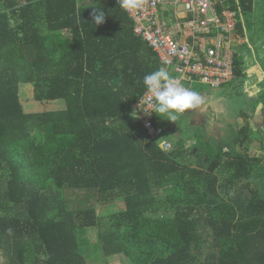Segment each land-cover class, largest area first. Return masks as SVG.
Instances as JSON below:
<instances>
[{"label":"trees","instance_id":"trees-1","mask_svg":"<svg viewBox=\"0 0 264 264\" xmlns=\"http://www.w3.org/2000/svg\"><path fill=\"white\" fill-rule=\"evenodd\" d=\"M224 8L236 12L239 34H252L261 19L264 36L255 0ZM94 10L104 11L102 25ZM255 46L234 55V78L221 90L249 84V69L264 61V46ZM160 68L119 0H0V264H88L94 228L108 262L264 264V159L246 146L253 117L264 115V84L229 138L214 144L200 128L186 137L180 124L176 140L175 121L154 114L163 131L152 136L132 116L147 92L143 77ZM22 84L34 86L36 101L67 108L27 113ZM67 191L102 211L119 209L71 208Z\"/></svg>","mask_w":264,"mask_h":264},{"label":"built area","instance_id":"built-area-1","mask_svg":"<svg viewBox=\"0 0 264 264\" xmlns=\"http://www.w3.org/2000/svg\"><path fill=\"white\" fill-rule=\"evenodd\" d=\"M125 12L134 23L135 35L184 87L192 90L198 83L219 89L233 80L236 13L220 12L217 0H145L142 9ZM152 103L147 91L134 111L148 133L158 136L163 130L153 124ZM163 145L170 150L169 143Z\"/></svg>","mask_w":264,"mask_h":264},{"label":"rangeland","instance_id":"rangeland-1","mask_svg":"<svg viewBox=\"0 0 264 264\" xmlns=\"http://www.w3.org/2000/svg\"><path fill=\"white\" fill-rule=\"evenodd\" d=\"M263 34L258 35V38L255 37L254 32L250 34V42L252 44H257V42H263ZM239 47L242 46V42L238 43ZM252 59V58H251ZM253 62H255L252 59ZM256 66H253L250 70V77L245 85V89L241 86L238 91H234L231 88L228 89H212L208 86H198L197 89L201 91L202 103L201 105L193 110H189L187 113L179 116V118L174 122L177 126V130L179 132L174 134V139L178 140L181 135L180 132V124L186 133L187 136H192L195 134L197 129H202L205 133L212 138V142L216 144L217 142H222L226 138L230 137V125H233L235 122L241 125H246L245 118L241 117L238 114V111H247L249 115H252L251 111V102L252 95L255 93L254 88L264 83V61H258ZM194 85H198V83H193ZM257 88V87H256ZM228 91V94L226 92ZM234 91V92H233ZM233 92V93H232ZM232 93V95L230 94ZM34 86L32 84H28L21 88V101L25 107V111L27 113H41V112H49V111H58L61 109L64 100H58L57 102H38L34 98ZM228 95V96H227ZM252 125L254 127L255 132L251 137V141L246 146L249 149V153L251 156L260 157L264 159V115L258 110L257 114L253 117ZM166 142H170L173 146V141L170 138L165 139ZM195 141L191 138L188 139L187 146L188 148L194 145ZM170 151V150H169ZM195 152V151H194ZM197 154V153H195ZM193 155L190 158L197 167L203 168V162L200 161L196 155ZM66 199L68 200L71 208L83 207L84 203L89 205H93L97 208V211L100 215L108 214L109 212H115L119 209V207H112L110 210H100L98 206H96L93 202H86L84 198V194L80 191H67ZM119 206V205H117ZM100 229L94 228L89 230L86 235L89 246L85 247V256L88 264H128L125 259H119L114 257V260L107 261L106 255L103 253V249L101 248V242L98 237ZM5 257L2 255L0 251V262H4Z\"/></svg>","mask_w":264,"mask_h":264},{"label":"clouds","instance_id":"clouds-1","mask_svg":"<svg viewBox=\"0 0 264 264\" xmlns=\"http://www.w3.org/2000/svg\"><path fill=\"white\" fill-rule=\"evenodd\" d=\"M144 2L145 0H119L121 8L128 12L142 9ZM92 19L96 26L102 25L105 22L104 11L94 10ZM143 85L153 98L149 111L159 114L157 116L160 118L164 117L163 120L174 122L179 116L198 108L202 103V98L197 92L184 87L165 68L145 75ZM132 115L136 118L135 112Z\"/></svg>","mask_w":264,"mask_h":264},{"label":"crops","instance_id":"crops-1","mask_svg":"<svg viewBox=\"0 0 264 264\" xmlns=\"http://www.w3.org/2000/svg\"><path fill=\"white\" fill-rule=\"evenodd\" d=\"M227 0H217V4H218V6H221V7H223V10L221 11V12H224V11H227L228 9H226V8H224V5H225V2H226ZM94 2V0H78V4L81 6V5H83V4H87V3H93ZM255 9H256V11H257V13H264V0H255ZM228 11H232V10H228ZM234 12V11H233ZM236 13V12H235ZM259 20H261V19H259ZM259 20H256V21H254V24H255V31H254V35H255V37H257L258 38V35H259V29H258V27H259V24H257V23H259ZM133 22V21H132ZM134 24V23H133ZM236 25H237V21H236ZM248 32V31H247ZM249 37H250V35L248 34V33H245V35L243 36L242 34H239L238 33V31L235 29V31L232 33V51H233V55H235L238 51H240L241 50V47L242 46H244V45H246V44H250L251 42H250V39H249ZM263 40H264V37H263ZM242 42V46H240L239 47V45H238V43L239 42ZM255 45V44H254ZM258 46L260 47V46H264V41L261 43V42H257V44H256V46H255V48H257V50H258ZM159 59V58H158ZM259 62H260V60H259ZM258 64V63H257ZM249 71V70H248ZM250 72V71H249ZM250 74V73H249ZM251 78H252V76H251ZM250 78V79H251ZM264 83H262V85H263ZM26 85H28V84H22V85H20V96H21V88L23 87V86H26ZM30 85V84H29ZM262 85H260V87L262 86ZM262 90V88H259V90ZM145 95V94H144ZM58 101V100H57ZM57 101H55V102H57ZM60 101V100H59ZM22 102V101H21ZM61 104H62V107H61V109H59L58 111H62V110H65L66 108H67V104H66V102H65V104L66 105H64V103L63 102H60ZM137 103V102H136ZM135 103V104H136ZM23 104V103H22ZM135 104H133L132 105V114H133V112H135L134 111V105ZM24 106V105H23ZM24 109H25V107H24ZM133 116V115H132ZM137 119V118H136Z\"/></svg>","mask_w":264,"mask_h":264}]
</instances>
